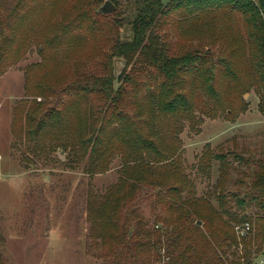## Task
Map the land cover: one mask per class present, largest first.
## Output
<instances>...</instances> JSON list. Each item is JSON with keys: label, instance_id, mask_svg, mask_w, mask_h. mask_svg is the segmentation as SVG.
Segmentation results:
<instances>
[{"label": "trees", "instance_id": "trees-1", "mask_svg": "<svg viewBox=\"0 0 264 264\" xmlns=\"http://www.w3.org/2000/svg\"><path fill=\"white\" fill-rule=\"evenodd\" d=\"M105 1L114 13L99 12ZM34 48L41 61L24 71L12 137L34 160L60 151L61 166L90 178L119 160L118 181L88 200L91 236L108 264L263 256L264 157L251 161L239 216L225 199L226 154L207 150L199 161L219 163L215 206L196 194L180 135L185 123L237 117L251 91L264 113V0H0V75ZM147 196L152 227L136 209Z\"/></svg>", "mask_w": 264, "mask_h": 264}, {"label": "rangeland", "instance_id": "rangeland-1", "mask_svg": "<svg viewBox=\"0 0 264 264\" xmlns=\"http://www.w3.org/2000/svg\"><path fill=\"white\" fill-rule=\"evenodd\" d=\"M170 1L162 3L167 5ZM128 35L129 28H125L123 37ZM40 61L41 56L34 48L17 66L0 75V264H108L105 250L91 236L88 200L95 192L103 193L118 181L119 160L114 161L108 173L90 178L83 167L70 171L61 166L65 156L60 151L51 154L49 161L34 160L27 147L16 144L12 137L14 109L25 99L24 71ZM121 67L117 62V76ZM244 100L247 109L237 117L205 118L194 127L185 123L180 135L183 164L196 194L199 197L210 194L215 206L217 194L213 193L221 176L219 163L207 168L201 167L199 161L207 150H222L226 154L232 169L225 199L232 207L231 212L239 216L243 213L236 204L245 199L251 161L264 157L260 96L251 91ZM150 198H142L136 209L152 227L155 216ZM251 213L249 206L246 214ZM241 227L236 226V231H241ZM261 259L262 256L254 264H261Z\"/></svg>", "mask_w": 264, "mask_h": 264}, {"label": "water", "instance_id": "water-1", "mask_svg": "<svg viewBox=\"0 0 264 264\" xmlns=\"http://www.w3.org/2000/svg\"><path fill=\"white\" fill-rule=\"evenodd\" d=\"M115 10H116L115 6L112 5L110 1H105L104 4L100 7L99 12L102 14H111L114 13Z\"/></svg>", "mask_w": 264, "mask_h": 264}, {"label": "built area", "instance_id": "built-area-1", "mask_svg": "<svg viewBox=\"0 0 264 264\" xmlns=\"http://www.w3.org/2000/svg\"><path fill=\"white\" fill-rule=\"evenodd\" d=\"M246 231H249V225H246L244 228L241 229L242 234H244ZM260 263L264 264V256H262ZM158 264H169V258H165L163 262Z\"/></svg>", "mask_w": 264, "mask_h": 264}]
</instances>
